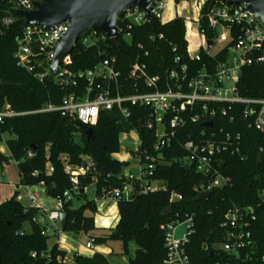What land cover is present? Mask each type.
Segmentation results:
<instances>
[{
  "label": "trees",
  "instance_id": "obj_1",
  "mask_svg": "<svg viewBox=\"0 0 264 264\" xmlns=\"http://www.w3.org/2000/svg\"><path fill=\"white\" fill-rule=\"evenodd\" d=\"M209 5L205 7L207 10ZM6 6L0 2V19L5 16ZM119 25V24H118ZM23 23L15 20L9 29L0 34V110L5 107L18 114L15 118L4 119L0 124V143L8 135L5 146L9 157L0 153V172L10 160L16 163L20 187L42 185L47 197L54 199L72 188L69 176L64 172L61 161L67 157L72 166L80 167L82 157L89 159L91 167L78 177L79 193L74 199L84 198L85 189L95 185V200L108 196L125 183L123 171L129 163L112 159L119 151L118 137L139 129L148 111L131 107V116L123 120L116 110L101 112L92 136L87 141L84 132L88 127L73 120H67L59 113H34L50 103L59 105L63 93L48 80L40 84L24 71L18 69L14 60L15 38L22 30ZM131 40L124 42L119 36V45L109 41L90 49L77 45L71 54V70L92 68L99 60V54L107 49L109 56L116 60V69L126 76L129 67L137 60L147 65L151 76L165 77V71L178 65L199 69L202 63L189 60L185 40V21L182 18L160 23H150L134 27L130 31ZM161 35L162 39L158 40ZM155 37L154 41L150 38ZM142 46V50L137 48ZM147 53V57H144ZM207 60L203 55L202 62ZM239 95L246 99H264V64L242 70L237 84ZM124 94V91H123ZM236 107L234 120L218 117L213 121V129L240 136V153L222 156L221 173L229 179V184L221 189L209 191L206 202L198 201L196 188L207 186L208 178L197 174L193 168L176 163L185 157L182 144L189 135L199 133L200 124H188L177 135L170 147L163 150V160L167 165L158 166L154 180L160 181L165 190L136 196L133 200L118 201L119 221L113 230L104 236H90L95 245L108 241H119L122 253L128 255L129 244L136 249L128 264H163L166 255L164 247V226L174 217L192 214L195 217V232L187 246L191 264H235L231 256L220 246L229 232L225 224V214L231 207L249 209L247 236L248 249L241 253L250 258L247 264H264V162L257 164L259 153L264 151V137L251 130L239 116ZM232 114L229 113V116ZM143 149L153 143L150 131H139ZM31 153L32 157H28ZM47 167L50 172H47ZM182 197L180 202L169 204V192ZM170 207L172 216L162 217V212ZM65 227L61 232L75 238L89 235L97 230L94 225L95 201H84L72 207V201L65 204ZM42 214L36 208L25 207L15 194L0 204V264H64L66 253L50 244V236L41 224ZM120 232V236H115ZM34 255V257L32 256ZM74 264H109L106 257L94 253L91 257L73 256Z\"/></svg>",
  "mask_w": 264,
  "mask_h": 264
},
{
  "label": "built area",
  "instance_id": "obj_2",
  "mask_svg": "<svg viewBox=\"0 0 264 264\" xmlns=\"http://www.w3.org/2000/svg\"><path fill=\"white\" fill-rule=\"evenodd\" d=\"M178 1L185 0H152L150 16L139 9L127 11L117 22V39L120 36L124 42L129 43L132 28L144 26L152 20L162 24L165 5ZM196 1L201 5L194 22L200 48L197 53L189 54L187 51V54L189 60L202 65L199 69H191L186 65H178L179 58H175L176 66L165 71L164 78L151 76L147 65L139 59L129 67L123 77L116 69L115 58L109 56L106 48L100 52L98 62L86 70H71V55L65 57L58 66L57 75L52 78L50 66L54 51L67 34L68 24L50 27L23 26L15 38L16 67L40 84L50 80L63 93L59 105L48 103L34 113H59L67 120L92 128L96 126L101 112L116 110L123 120H127L131 116V107L147 109L148 115L144 123L139 124L142 129L146 128L152 133L153 143L149 148L143 149L139 129L127 133L135 136V149L131 151L130 164L136 167V173L128 172L122 175L125 180L123 186L107 196L114 203L121 200L130 201L136 196L166 189L163 183L159 187L152 185L153 182H158L154 180L155 171L158 166L168 164L163 160L162 152L170 147L188 124H200L202 130L189 135L190 139L182 144L186 155L177 159L176 163L193 168L197 174L208 178L207 186L196 188L199 195L229 184V179L221 173L222 156L240 153V136L223 132L222 129H213L215 119L228 118L233 122V114L239 106L241 120L249 129L264 137V99L242 98L237 88L244 68L264 64V30L261 20L253 15L246 5L238 9H228L217 3L210 7L214 0ZM0 2L6 6L5 16L0 19V34H3L15 20H19L15 17V12L30 11L40 0ZM207 5L209 6L205 10ZM157 39L161 40L162 36L159 35ZM150 40L154 41L155 37ZM107 41L109 39L105 35L91 33L78 40L74 49L77 45L82 49H90ZM207 43L212 46L208 48ZM217 44L220 47L213 53L212 50ZM137 48L142 50L141 45H137ZM203 55L207 58L204 62ZM144 57H147V53ZM21 115L24 114L15 113L5 107L0 110V124L4 119ZM208 123L211 124L210 128L204 126ZM28 157H32V154L29 153ZM61 161L72 188L52 200V209L44 208L34 194L26 195L29 207L39 210L44 216L40 222L49 223L53 232H61L59 217L64 213V205L78 195V177L85 175L91 167V162L89 165L82 162L80 167L72 166L65 156ZM181 200L179 194L169 192V204ZM249 214V209L231 207L224 217V225L229 228V232L220 249L230 255L235 264H247L250 259L247 254L241 256L249 247L244 232L249 225ZM194 232L195 217L192 214L176 216L164 226L166 255L163 264H191L187 246ZM46 234L50 235L47 230ZM84 248L88 252H94V238L89 239ZM261 260H264V257Z\"/></svg>",
  "mask_w": 264,
  "mask_h": 264
},
{
  "label": "water",
  "instance_id": "obj_3",
  "mask_svg": "<svg viewBox=\"0 0 264 264\" xmlns=\"http://www.w3.org/2000/svg\"><path fill=\"white\" fill-rule=\"evenodd\" d=\"M221 4L228 9H238L246 5L247 9L256 17H259L264 30V0H214V4ZM131 9H139L148 16L152 10V0H40L34 4L30 11L15 12V17L22 21L24 27L33 25L58 26L68 24V32L63 40L58 44L54 51V59L50 66L52 78L58 73V66L63 59L72 54L75 44L81 38L94 33L103 34L109 41L119 45L116 37L117 22L122 16ZM208 48L212 46L207 43ZM66 119V118H64ZM210 128L211 124H205ZM139 124V131H141ZM88 141L92 136V129L88 128L84 132ZM264 162V151L262 150L257 157V164ZM209 193L203 192L198 196V201L206 202ZM163 218L172 215L170 207L162 212ZM66 215L60 214L59 224L61 230L64 229ZM115 236H120V232H115Z\"/></svg>",
  "mask_w": 264,
  "mask_h": 264
},
{
  "label": "rangeland",
  "instance_id": "obj_4",
  "mask_svg": "<svg viewBox=\"0 0 264 264\" xmlns=\"http://www.w3.org/2000/svg\"><path fill=\"white\" fill-rule=\"evenodd\" d=\"M201 5L196 1V0H185V1H178L177 3L174 2H168L165 5V10L163 12L162 15V22H168L171 21V19H175L176 17L178 18H182L185 21V40L187 42V51L189 54H194L197 53L199 51L200 45H199V37L198 34L196 32L195 29V25L194 22H196L197 17H198V13H199V9H200ZM169 14H171V16H168ZM171 17V18H170ZM89 41L90 38H89ZM220 45L217 44L212 52H216L219 49ZM9 136L8 135H4L3 139H8ZM4 142V141H2ZM1 142V143H2ZM135 142V136L134 135H128V134H120L118 137V143H119V151L117 154L112 155V159L119 161V162H123V163H129V167L126 168L123 171V174H126L128 172L131 173H136V167L132 166L130 163L132 162V157H131V151H133L135 149V144L133 143ZM7 155V154H5ZM9 157V156H6ZM83 162H85L87 165L90 164V161L85 158L82 157L81 158ZM16 163L12 160L9 161V163L4 166L3 168V174H0V186L1 187H9L8 183L13 184L10 185L9 188H13V187H18L20 189L19 186V182H17V179H19V175L17 172V168H16ZM50 171V168L47 167V172ZM7 182V183H5ZM153 186H162V182H153L152 183ZM35 187V186H34ZM7 191H11V189L6 188ZM38 189V188H37ZM23 191V190H22ZM38 193V190L36 191ZM85 197L84 198H79V199H73L72 200V207L73 208H78L80 207L84 201H95V185L91 184L89 185L85 191H84ZM26 193H23V201L22 203L26 204L27 200H26ZM44 196V194H41ZM13 197V196H12ZM262 198H264V193L262 194ZM51 199V198H50ZM53 200V199H52ZM53 202V201H52ZM96 222L98 221V218L96 216ZM42 224V223H41ZM99 223H96V228L97 230L87 236L82 235L81 236V243L84 244L85 241L87 239L90 238V236H104L107 233V230H104V228L100 229V225H98ZM44 227H46V229H48L49 231H53L51 225L49 223H44L42 224ZM51 244V241H50ZM85 245V244H84ZM135 245L134 244H129L128 247V255H124L122 253V247H121V243L119 241H108L103 245H96V250L99 249L101 251H104L107 257V260L109 262V264H128V260L129 258H131L135 252ZM84 252L86 253L87 256H91L93 253L88 252L87 250H85L84 246H83ZM106 251H108V253H106Z\"/></svg>",
  "mask_w": 264,
  "mask_h": 264
},
{
  "label": "crops",
  "instance_id": "obj_5",
  "mask_svg": "<svg viewBox=\"0 0 264 264\" xmlns=\"http://www.w3.org/2000/svg\"><path fill=\"white\" fill-rule=\"evenodd\" d=\"M168 16H171V14H169ZM171 20H173V19H171ZM165 23H167V22H165ZM199 45H200V42H199ZM5 140H7V139H3L4 142L0 143V153L3 154L4 156H9L8 150L5 146ZM5 154H7V155H5ZM3 169L1 170L0 174L1 173L3 174V172H4ZM17 182H19V179H17ZM5 183H7V182H5ZM9 184L10 183H8L9 187H10V185L13 186V184H10V185ZM9 187H7V186L1 187L0 186V204L9 200L12 196H14L16 194L17 200L19 202H21V204L23 206L28 207L29 206L28 202L26 204L22 203V201L24 200L23 199V197H24L23 193H26V194L30 193V194H34L35 196H37L39 203L44 208H46V209H52L53 208L52 199H50L49 197L46 196L45 188L42 185H38L35 187H20V189L18 187H13L12 189ZM6 188L11 189V191H7ZM37 190H38V193L36 192ZM41 194H44V196ZM95 204H96V214L94 217L95 227H96V223L98 222L99 223L98 225H100V229H102V228H104V230L115 229V227L119 221L117 204L112 202L110 199H108L107 196L105 198H102V199H96ZM96 216L98 218L97 222L95 221ZM41 219H44V216H41L40 220ZM46 230L50 233L49 236H50L51 243L57 245L59 250L64 251L66 253V258L63 261L64 264H74V262H73V256L74 255H79L82 257L87 256L86 253L84 252L83 246H85L84 244H86L89 239H87L85 241V243L82 244L81 243V236H77L75 238H72V237H68V236L64 235L62 232H57V231L51 232L48 229H46ZM92 253L93 254L97 253V254H100V255H103L104 257H106L105 252L101 251L99 249H97V250L95 249V251ZM106 253H108V251H106ZM91 256H88V257H91Z\"/></svg>",
  "mask_w": 264,
  "mask_h": 264
}]
</instances>
